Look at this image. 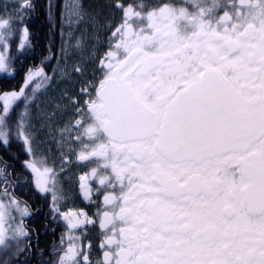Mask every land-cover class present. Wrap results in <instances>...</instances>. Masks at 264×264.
<instances>
[{
  "label": "snow or ice",
  "instance_id": "6c2138e0",
  "mask_svg": "<svg viewBox=\"0 0 264 264\" xmlns=\"http://www.w3.org/2000/svg\"><path fill=\"white\" fill-rule=\"evenodd\" d=\"M114 6L122 16L98 58L100 76L80 89L83 103L70 98L76 119L59 130L70 149L80 145L77 161L95 164L79 179L86 199L93 191L88 179L103 194L96 264H264V0ZM73 16L80 18L79 5L70 23ZM10 34V20H0V73L11 74ZM27 36L25 28L20 47ZM35 77L50 79L30 71L19 91L0 94L5 144V117L16 101L27 102ZM26 115L17 134L31 154ZM26 167L55 203L54 170L35 161ZM13 208L28 215L14 197L0 201L5 248L27 236L22 221L5 226ZM61 215L70 231L57 264H92L91 245L71 233L96 221L83 211Z\"/></svg>",
  "mask_w": 264,
  "mask_h": 264
},
{
  "label": "flooded vegetation",
  "instance_id": "af4514ba",
  "mask_svg": "<svg viewBox=\"0 0 264 264\" xmlns=\"http://www.w3.org/2000/svg\"><path fill=\"white\" fill-rule=\"evenodd\" d=\"M123 2L125 4H136L139 0H123ZM164 2H170L179 6L184 3V0H164ZM144 3L154 7V0H144ZM112 9L115 12L114 15L105 14L103 16V19L107 20L104 21V34L93 35L95 37V41L101 43L102 45V50L96 55L95 59L93 58L91 63V65L96 69L98 77L100 76V72L97 70L98 58L107 50L108 37L110 35L111 28H114L116 24L120 22L122 16L121 11L115 8L114 1L112 3ZM103 19L101 21H103ZM79 97H81V95ZM83 100L84 97L80 100V102L83 103ZM74 119H76L75 115ZM62 138L65 139V137ZM20 145L21 148H26L23 141L20 142ZM52 145L55 153L54 159L48 161L47 159H44L45 157L42 158L43 156L37 158L35 151L31 146V154L28 152L27 156L23 157V159L21 158L23 161L19 163L23 165V170L26 171L24 172L25 174L19 173L18 176L12 177L11 168L8 171V181L3 182L1 185V188L3 189L9 188L10 194L14 198V189L16 187H18L20 191L24 190V196H26V188L29 189L30 186L31 188L33 187L40 195L44 196L43 199H37L33 209L26 203L22 206L27 207V216L21 217L14 208L12 209V227H15L16 224H19L22 221L25 231L27 232V236L21 237L18 240L8 241V246L6 247V250L8 251V264H57L59 255L62 253L63 249L67 247V235L70 231L67 226V221L63 218L61 213H70L75 216L81 211L86 213L88 217L96 221V223L84 224L80 228L72 231L71 234L74 237H79V243L81 245H91L90 249L86 250L90 252L92 264H96V261L102 257V250L99 247L102 239V233L99 228L97 209L100 207V201L103 194L96 191V188L98 187L96 180L88 179V186H90L93 191L91 192V199L85 201L80 191L81 182L79 180V175L89 173L95 164L77 161L76 152L79 151L80 145L75 142L71 144L70 149L69 143L67 144V142L64 141L60 145V142L56 137ZM7 146L8 148L11 147V145L9 147V144H7ZM13 147L18 148L19 146ZM32 161H35L37 167L41 169L46 166L54 170L57 179V187L55 191L59 197L55 203L53 202V194L51 191L41 192L36 187L35 176L31 169L26 167V162ZM19 176H21V179H18ZM9 201L10 199L7 200L8 203ZM55 209H58V211ZM81 219H83V217H81ZM10 234L11 233H9V235ZM62 238L64 240L63 244L61 243ZM14 253L17 255L14 256Z\"/></svg>",
  "mask_w": 264,
  "mask_h": 264
},
{
  "label": "rangeland",
  "instance_id": "374dc122",
  "mask_svg": "<svg viewBox=\"0 0 264 264\" xmlns=\"http://www.w3.org/2000/svg\"><path fill=\"white\" fill-rule=\"evenodd\" d=\"M113 1L68 0L67 2L65 11L67 20L63 28L61 27L64 41L62 55L57 61L50 75V79L44 85L42 84L43 86L39 88L33 86L30 89V95H34V97L30 102L29 100L26 102L23 109L24 112H27L24 120L25 128L30 136L32 147L37 158L43 156L42 158L45 157L44 159L48 161L54 159L55 153L52 144L56 137L60 145L64 141L67 144L69 143L66 138H62L59 130L65 128L74 119V110L70 103V98L78 97L79 100L83 99L84 96L80 93V89L88 84L89 81H96L98 77L96 69L91 63L93 58L95 59L96 55L102 50V45L95 41L93 35L104 34V21L107 20H104L103 16L105 14H115L112 9ZM23 2L24 0H0V20H11L12 18L21 17L22 10L20 6ZM161 2L162 0H154V6H157ZM76 5H79L80 18L77 19L73 16L72 22L70 23L69 13L75 10ZM102 19L103 21H101ZM78 41L79 46H77ZM18 49V53H22L23 47ZM0 51H3L2 44H0ZM6 55V63L12 72L13 61L9 57V48ZM76 67H80L82 72L77 73L75 71ZM12 75L4 72L0 73V78L11 77ZM34 88L36 89L35 92H33ZM90 90L93 91V89ZM80 95L81 97H79ZM51 119H54L56 122ZM8 136H11L9 132ZM9 140L10 138L8 137ZM0 201L5 204L8 203L1 198ZM11 221L12 219L5 226L11 225ZM5 251L6 248L0 246L1 262H5L8 258V252L4 254ZM15 255L17 254L14 253Z\"/></svg>",
  "mask_w": 264,
  "mask_h": 264
},
{
  "label": "trees",
  "instance_id": "16d2710c",
  "mask_svg": "<svg viewBox=\"0 0 264 264\" xmlns=\"http://www.w3.org/2000/svg\"><path fill=\"white\" fill-rule=\"evenodd\" d=\"M28 2L31 7H25L22 10L21 17L10 20L11 34L8 36L7 42L9 57L13 61L11 72L13 75L0 78V94L19 91L30 71L42 70L43 75L50 78L60 57L61 27L66 0H28ZM25 28L28 30L27 43L23 46V51L21 49L22 53H18V48H22L20 47L21 37ZM47 81H43L42 77H35V80L30 82L25 92L26 96L29 97V102L34 97V95H30V89L33 86H37V84L43 86ZM25 104L26 101L22 97L10 107L9 113L5 117L7 133L9 132V135H11L8 136L11 143L8 142L7 144H9V147L11 145V147L8 148L7 144L0 140V169H3V175H0V195L2 196H4L5 189L1 188V185L3 182L8 181V171L12 168V177L26 172L23 170V165L19 163L23 161V157L27 156V151L21 147L17 148V152L13 150L15 148L13 146H17L16 131L21 113H24ZM0 115H3L2 101H0ZM0 131H5V128L0 127ZM18 179H21V176ZM9 190V188L6 189L9 194L8 198L11 199L13 196ZM26 193V196H24V190L20 191L18 187L14 189L15 199L20 203V206L26 203L33 209L37 199L44 198L31 186L29 189L26 188ZM0 264H3V262L0 261Z\"/></svg>",
  "mask_w": 264,
  "mask_h": 264
},
{
  "label": "bare ground",
  "instance_id": "6f19581e",
  "mask_svg": "<svg viewBox=\"0 0 264 264\" xmlns=\"http://www.w3.org/2000/svg\"><path fill=\"white\" fill-rule=\"evenodd\" d=\"M67 2H68V0H66V8H67ZM66 8H65V11H66ZM66 17H65V13H64V17H63V21H64V23L66 22ZM61 41L63 42V38L61 37ZM51 120H54V119H51ZM54 122H56L55 120H54ZM15 152H17L16 150H18L17 148H14L13 149ZM83 175V174H82ZM81 175V176H82ZM87 185H88V183H87V181L85 182ZM81 193H82V190H81ZM82 197L85 199V201H87L88 199H86L85 198V196H84V194L82 193Z\"/></svg>",
  "mask_w": 264,
  "mask_h": 264
}]
</instances>
